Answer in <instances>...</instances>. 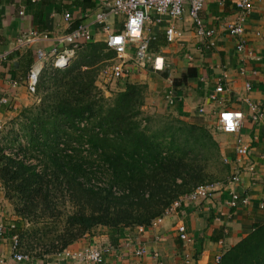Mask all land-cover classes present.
Here are the masks:
<instances>
[{
  "label": "crops",
  "instance_id": "obj_1",
  "mask_svg": "<svg viewBox=\"0 0 264 264\" xmlns=\"http://www.w3.org/2000/svg\"><path fill=\"white\" fill-rule=\"evenodd\" d=\"M251 1L244 52L238 51L239 38L228 28L237 19L238 0H206L201 18L206 30L214 31L212 35H198L188 13L178 19L154 14L146 24L147 35L157 41L152 53L164 58V69L156 71L151 64L138 66L129 52L128 76L110 80L102 70L98 78H103L105 83L97 80L106 94L111 93L108 82L115 81L118 90L125 89L128 83H141L146 86V99H152L155 104L154 111L167 109L183 121L212 128L221 150L224 179L239 170L242 181L237 189L249 197V203L231 207L230 189L224 186L211 197L184 200L155 229L146 227L140 232L139 226L121 228L115 242L109 235L87 234L61 253L32 256L30 261L19 263L12 256V236L20 231L22 224L0 180V225L3 226L0 264H80L73 254L98 244L112 247L107 264H212L218 254H224L258 224L264 223V210L260 208L264 200V118L254 123L245 101L250 98L264 111V0ZM112 4L113 0H0V123L34 102L35 95L28 88L29 74L32 70L40 73L46 63H51L53 47L65 48L58 37L87 25L94 41L105 42L108 32L117 33L122 28L123 17L114 15L108 17L109 31L95 24L97 14L110 11ZM66 13L71 14L68 21ZM169 26L183 33L181 40L167 41L165 30ZM32 31L45 33L48 39L19 45L18 39ZM39 49L46 54L43 60L38 58ZM188 71L191 75L176 86L174 80ZM247 82L252 84L250 91L246 90ZM218 86L221 90L216 93ZM171 90L172 100L167 98ZM212 95L216 98L212 99ZM3 98L7 99L6 103H1ZM229 111L244 115L241 136L250 143V150L242 161L236 152L237 136L219 129L220 114ZM249 166L254 168L253 172ZM179 224L186 227L190 242L179 239ZM157 234L161 237L159 240ZM216 237L219 239L215 240ZM140 248L144 254L137 253Z\"/></svg>",
  "mask_w": 264,
  "mask_h": 264
},
{
  "label": "trees",
  "instance_id": "obj_2",
  "mask_svg": "<svg viewBox=\"0 0 264 264\" xmlns=\"http://www.w3.org/2000/svg\"><path fill=\"white\" fill-rule=\"evenodd\" d=\"M157 44L151 39V51ZM115 58L106 42L92 41L79 45L65 67L46 63L38 75L40 103L12 119L18 150L0 146V180L15 214L31 224L47 222L20 232L26 252L34 248L31 237L47 239L46 249L32 256L61 253L98 227L115 242L121 228L150 227L179 198L215 181L209 168L222 164V156L208 126L145 113L141 83L105 96L97 80ZM61 196L72 211L60 207ZM50 221L62 229H47ZM212 264H264V223Z\"/></svg>",
  "mask_w": 264,
  "mask_h": 264
},
{
  "label": "built area",
  "instance_id": "obj_3",
  "mask_svg": "<svg viewBox=\"0 0 264 264\" xmlns=\"http://www.w3.org/2000/svg\"><path fill=\"white\" fill-rule=\"evenodd\" d=\"M107 2L109 0H100ZM206 0H113V4L108 12H100L96 16L97 26L104 31H109L108 24L109 15H114L122 18V28L117 33L108 32L106 39L107 46L116 52L115 62L108 66L104 73L108 75L110 80H123L129 74L127 67L129 52L133 54V61L138 66H146L151 64L153 69L161 71L165 67V60L162 56L154 55L150 49L151 38L147 35L146 24L150 23L152 16L166 15L171 19H178L185 13H188L194 24L197 27V33L200 36L212 35L214 31H207L204 22L201 18V12L204 9ZM238 16L236 21L231 23L228 28L232 35L239 38L238 51L244 52L246 49V42L244 36L246 34V17L252 9L251 0H238L237 2ZM71 17L70 13L65 14V19L68 21ZM166 39L169 43L181 40L183 33L174 26H169L165 30ZM48 39L45 33H38L32 31L29 34L23 35L18 39V44L22 46L31 45L35 41ZM94 41V34L87 25H80L71 32L58 37V42L65 46L60 48L58 45L51 50L52 61L54 67H65L70 63V60L75 56L76 48L84 43ZM38 58L43 60L46 57L42 49L37 51ZM39 73L32 70L29 74L28 88L33 94L36 93ZM264 81V75L262 76ZM252 84L246 83V90L250 91ZM221 87L218 86L217 92H220ZM173 91H169L167 98L173 99ZM216 95H212L215 99ZM249 107L250 117L254 123H259L264 118V111L261 105L250 98H245ZM7 99L3 98L1 103H6ZM203 111V108L200 109ZM244 115L242 112H223L218 119L219 129L228 134H235L237 136L236 152L239 161L244 159L250 150V143H246L242 136L241 130L244 125ZM249 171L253 172L254 168L249 166ZM241 174L239 170L229 175L223 180L212 181L207 184L197 187L190 194L175 201V203L160 217L156 218L151 224V228H157L164 221L171 212L177 210L186 199L197 200L200 198H208L218 191L221 187L228 186L230 189V206L239 208L247 205L250 201L248 196H245L237 189L241 183ZM260 208L264 210V200L260 203ZM2 209L0 208V215ZM15 227V226H14ZM146 227L139 226L138 230L143 232ZM3 231V226L0 225V233ZM177 233L179 239L184 243L191 241V237L183 224L177 226ZM157 234L156 239H160ZM112 247L108 244H98L97 246H90L73 254V256L80 260V264H107V256L111 254ZM144 249L140 248L137 253L144 254ZM12 256L15 261L25 263L32 259V255L22 251L21 240L19 232L12 236ZM223 253L218 254L214 262L219 263L222 260ZM187 257V262H189Z\"/></svg>",
  "mask_w": 264,
  "mask_h": 264
},
{
  "label": "rangeland",
  "instance_id": "obj_4",
  "mask_svg": "<svg viewBox=\"0 0 264 264\" xmlns=\"http://www.w3.org/2000/svg\"><path fill=\"white\" fill-rule=\"evenodd\" d=\"M114 62L115 61H113V63ZM105 69H103V70H105ZM98 80H100L99 83H105V81H104L103 78H100V79L98 78ZM114 82L115 81H112V82H108L107 83L109 85V89H110V92H111L110 94H106V92L102 89V91L104 92V94H105L106 97H112L114 95V93L120 91V90H118V84H115ZM112 89H114V90H112ZM33 95H35L34 102L32 104H30L29 106L40 103L39 102L40 101L39 96L36 93L33 94ZM151 100L152 99H149V98L148 99H145V105L143 107V110L145 111V113L155 114L159 118H161L162 116L163 117H169L171 119L178 118V117L175 116V114H173L172 112L168 111L167 109H160L159 108L157 111H154V105L155 104H153L154 102H152ZM12 119H14V116L12 118H10L9 120H6L5 123H0L1 124V126H0V146L3 147V148H5L4 151L7 152V153H11V152H14V151L18 150L17 148L19 146V144L17 142H12L11 141L14 132H10V130L12 129V127L19 128L17 126V124L16 125H14V123L12 124ZM210 129L212 131V128H210ZM213 133H214V131H213ZM20 142H24L23 138L20 139ZM28 161H29V163H33V164H36L38 162L35 158L34 159H28ZM209 170H210L211 175L213 176V179L215 181H219V180H223L224 179L225 173H224V170H223V164L211 165L210 168H209ZM186 195H188V194H186ZM186 195H184V196H186ZM184 196H182V197H184ZM61 197H62V199L65 202L60 207L64 211H66V212L67 211H70V210L72 211L73 208H72V206L70 204L71 203L70 200H68L67 198L65 199L63 196H61ZM20 221H21L22 227L20 228L19 234L24 229V227H25V229L26 228L32 229V228H37V227H43V226H45L47 224V222H45V223H39V224H31L29 222L22 221L21 218H20ZM55 224L56 223L50 221L48 223L49 226H47V229H50V228L51 229H58V230L59 229H62L61 224L58 225V226H55ZM108 231L109 230L107 228H105V227H98V228H96V229L93 230V233H95L97 235H109V232ZM32 232H34V230H32ZM55 234H56V232H52V233L48 234L47 237H52ZM39 237H40V234H37L36 235V238L31 237V240H32V242L34 244L33 245L34 248H33L32 251H27L26 252V250H24V249H22V251L25 252V253H28L29 252L28 254L31 253L32 255H36L39 252H43L46 249V246L45 245L48 242H47V239L46 238L39 239Z\"/></svg>",
  "mask_w": 264,
  "mask_h": 264
}]
</instances>
